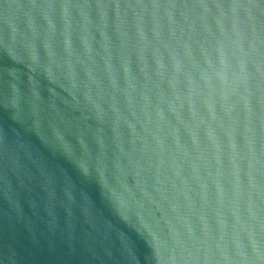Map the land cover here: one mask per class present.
Returning <instances> with one entry per match:
<instances>
[{"label": "water", "instance_id": "water-1", "mask_svg": "<svg viewBox=\"0 0 264 264\" xmlns=\"http://www.w3.org/2000/svg\"><path fill=\"white\" fill-rule=\"evenodd\" d=\"M0 264H264V0H0Z\"/></svg>", "mask_w": 264, "mask_h": 264}]
</instances>
